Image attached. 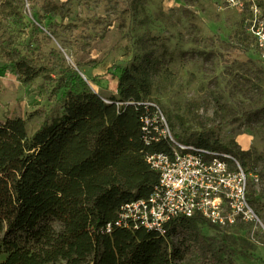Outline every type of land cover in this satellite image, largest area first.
I'll list each match as a JSON object with an SVG mask.
<instances>
[{
  "label": "rangeland",
  "instance_id": "374dc122",
  "mask_svg": "<svg viewBox=\"0 0 264 264\" xmlns=\"http://www.w3.org/2000/svg\"><path fill=\"white\" fill-rule=\"evenodd\" d=\"M242 1L0 0V123L21 117L31 136L61 112L68 90L109 97L122 68L139 67L158 131L163 114L175 141L252 153L240 164L261 222L200 228L227 236L236 264H264V57L249 26L264 0ZM20 56L42 72L25 80L9 60Z\"/></svg>",
  "mask_w": 264,
  "mask_h": 264
},
{
  "label": "trees",
  "instance_id": "16d2710c",
  "mask_svg": "<svg viewBox=\"0 0 264 264\" xmlns=\"http://www.w3.org/2000/svg\"><path fill=\"white\" fill-rule=\"evenodd\" d=\"M9 60L25 80L43 70L23 56ZM139 70L123 67L109 97L68 90L61 112L31 136L21 117L0 123V264H236L229 238L205 235L200 224L219 226L200 214L162 229L121 218L124 204L158 184L147 155L171 148L153 127L158 107ZM221 149L244 166L252 161L250 151ZM248 197L259 198L250 189Z\"/></svg>",
  "mask_w": 264,
  "mask_h": 264
},
{
  "label": "built area",
  "instance_id": "2783aa9c",
  "mask_svg": "<svg viewBox=\"0 0 264 264\" xmlns=\"http://www.w3.org/2000/svg\"><path fill=\"white\" fill-rule=\"evenodd\" d=\"M225 1L229 5H243L242 0ZM260 14H252L249 26L264 57V14ZM160 118V133L174 140L163 114ZM144 121V128L149 129V117ZM153 127L159 130L157 125ZM173 143L170 152L147 155L159 182L148 197L122 206L123 221L148 229H162L171 219L196 214L219 227L238 220L261 222L249 202V175L231 153L175 140Z\"/></svg>",
  "mask_w": 264,
  "mask_h": 264
}]
</instances>
